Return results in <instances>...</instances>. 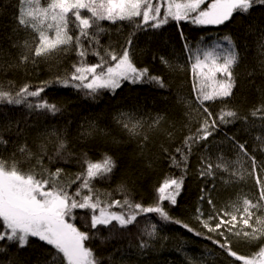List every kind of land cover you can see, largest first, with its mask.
I'll list each match as a JSON object with an SVG mask.
<instances>
[{
  "label": "trees",
  "instance_id": "obj_1",
  "mask_svg": "<svg viewBox=\"0 0 264 264\" xmlns=\"http://www.w3.org/2000/svg\"><path fill=\"white\" fill-rule=\"evenodd\" d=\"M19 7V0H0V84L7 89L11 81L13 90L24 84L35 88L42 81L63 75L65 71L71 70L76 59L74 54H69L59 61L47 60L19 68L8 67L13 62L18 63V49L12 47V42L31 38L26 31H14L17 28ZM101 24L106 29L101 34V43L105 46L124 45L134 32L131 48L134 63L138 68H147L150 75L162 77L167 86L160 88L153 83L133 84L125 81L114 93L101 90L97 95L89 96L83 91L53 84L41 95L60 108V112L55 115L38 114L23 105H0V130L6 125L11 127V131L2 133L8 144L0 145V157L10 162L14 158L28 170L35 164V159L25 161L17 151L18 147L26 143L33 153H38L39 146L45 144L47 155L54 156L57 141L52 133L55 131L66 141V150L61 153L62 158L54 159L51 164L45 157L44 164L52 171L57 167L63 168L65 181L82 171L85 154L93 162L100 161L107 154L115 160L116 167L107 178L93 182L101 198L122 200L124 194L120 189L123 186L135 201L145 206L153 204L160 183L169 175L181 174L180 170L171 166L170 155H177L175 149L182 145L190 129L194 130L198 126L199 115L193 111L194 78L180 33L183 32L193 47H211L221 41L223 36L230 35L241 55L234 69V95L223 103H209V107L218 113L227 104V107L238 112L241 119L220 125L207 142L193 147L177 205L173 207L167 201L164 202L173 220L182 221L203 235L197 236L182 224L165 222L158 214L149 213L142 214L138 223L129 228L113 230L112 233L100 226L99 232L93 230L95 235L87 245L94 250L101 264H230L232 258L206 239V236L213 234L208 233L196 219L197 209L204 213L206 219L212 211L207 202L209 196L219 209L238 197L249 196L254 199L258 194L257 187L255 180L247 175L242 181L229 183H225V180H229L228 173L217 172L215 177L201 176V159L209 158L216 163L217 157L223 155L232 162L233 168L242 171L243 164L244 168L250 169V161L238 155L227 139L235 136L241 143L246 142L245 146L255 156L258 166H264V151L255 139L264 135V121L250 115L256 106L264 102V72L260 68L264 50L259 49L257 38V29L264 28V7H254L247 15L234 14L231 20L219 26H197L189 22L177 24L171 21L160 29L134 30L127 21H118L116 24L103 21ZM161 56L169 61L172 68L161 63ZM90 59L95 60L94 57ZM181 98L191 101V107ZM32 99L34 101L35 98ZM122 113L131 114L145 122L141 135H129L123 129L118 122ZM158 116L163 117L160 124L148 127ZM144 136H147V140ZM238 160L240 163H237ZM257 171L264 177L260 167ZM75 187L73 185L69 190L73 191ZM202 195L205 196L204 200L200 199ZM73 215L75 219L70 222L85 230L91 210L74 209ZM151 224L157 225L155 238L144 235V229H150ZM117 232L122 235L115 234ZM213 238L219 239L216 236ZM230 239L233 241V250L240 254L249 255L257 251L255 244L235 236ZM141 240H147L149 246L141 249ZM2 247L4 250L0 251V264H46L54 251L38 238H30L29 245L24 249H18L15 245Z\"/></svg>",
  "mask_w": 264,
  "mask_h": 264
},
{
  "label": "snow or ice",
  "instance_id": "obj_2",
  "mask_svg": "<svg viewBox=\"0 0 264 264\" xmlns=\"http://www.w3.org/2000/svg\"><path fill=\"white\" fill-rule=\"evenodd\" d=\"M26 2L27 8L23 7ZM19 3L21 7L17 9V28L14 31H26L31 38L12 42V47L18 49V63L13 62L8 67L19 68L47 60L59 61L69 54H74L76 59L70 71L56 75L52 80L42 81L35 88L24 84L13 90L11 81L7 89L0 84V105H23L38 114L51 115L60 112V108L41 94L53 84L71 87L89 96H95L101 90L114 93L125 81L133 84L153 83L160 88L167 86L162 77L150 75L147 68H138L134 63L131 53L134 32L124 45L105 46L101 43V34L106 29L101 22L116 24L118 21H127L134 30L160 29L171 21L177 24L189 22L197 26H219L231 20L234 14L247 15L254 7H264V0H19ZM180 36L194 78L193 111L199 115L198 126L194 130L190 129L182 145L175 149L179 159L177 155H170L171 166L180 170L181 174L169 175L160 183L151 205L145 206L135 201L123 186L120 189L124 194L123 199L109 201L101 198L93 182L111 175L116 167L111 156L105 154L100 161L93 162L85 154L82 171L65 181L63 168L57 167L52 171L44 164L45 157L51 164L54 159L62 158L61 153L66 150V141L57 132L52 133L57 141L54 156L47 155L45 144L39 146L38 153H33L26 143L22 144L17 151L23 159H35V164L28 170L14 158L10 162L0 157V251L4 250V245L24 249L29 245L30 238H38L54 250L46 264H101L94 250L87 246L95 235L93 230L99 232L100 226L110 233L127 229L138 223L142 214L149 213L158 214L162 221L182 224L197 236L203 235L188 224L173 220L164 202L167 201L173 207L177 205L193 147L207 142L220 125L241 119L238 112L227 107V104L218 113L209 107V103H223L234 95V69L241 55L230 35L223 36L221 41L211 47H193L183 32ZM257 38L259 49L264 50V28L257 29ZM160 61L172 68L165 57L161 56ZM260 68L264 72V60L260 61ZM32 98H35L34 101ZM181 100L191 107V101ZM250 115L264 121V102L256 106ZM162 119L159 116L154 118L148 127L158 126ZM118 122L133 136L141 135L145 127L143 120L131 114L122 113ZM7 131H11L9 125L0 130V145L8 144L2 134ZM144 139L147 140V136ZM227 139L238 155L250 161V169L244 168L243 164L242 171L233 168L232 162L221 155L217 157L216 163L209 158H202L200 175L215 177L217 172L228 173L229 180H225V183L242 181L246 175L251 176L258 194L254 199L249 196L238 197L219 209L209 196L207 202L211 206V213L205 219L204 213L198 208L196 219L208 233L213 234L206 236V239L232 258L230 264H264V177L257 171L258 167L264 171V166H258L255 156L246 148V142L241 143L235 136ZM255 139L264 151V135ZM164 151L167 152V149ZM73 185H76L75 190L70 191ZM200 199L204 200L205 196L202 195ZM78 208L91 210L85 230L70 222L75 219L73 210ZM115 234L122 235L118 232ZM144 235L155 238L157 225L151 224L150 229H144ZM231 236L257 245V251L249 255L234 251ZM148 246L147 240H141V249Z\"/></svg>",
  "mask_w": 264,
  "mask_h": 264
},
{
  "label": "rangeland",
  "instance_id": "obj_3",
  "mask_svg": "<svg viewBox=\"0 0 264 264\" xmlns=\"http://www.w3.org/2000/svg\"><path fill=\"white\" fill-rule=\"evenodd\" d=\"M24 7H25V8H27V7H28V5H27V2L24 4ZM213 223H214V222H213Z\"/></svg>",
  "mask_w": 264,
  "mask_h": 264
}]
</instances>
